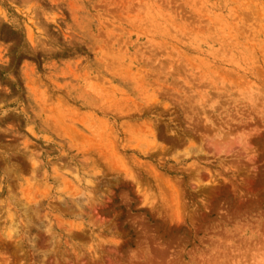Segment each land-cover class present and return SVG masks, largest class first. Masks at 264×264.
<instances>
[{"label":"rangeland","instance_id":"1","mask_svg":"<svg viewBox=\"0 0 264 264\" xmlns=\"http://www.w3.org/2000/svg\"><path fill=\"white\" fill-rule=\"evenodd\" d=\"M0 264H264V0H0Z\"/></svg>","mask_w":264,"mask_h":264}]
</instances>
